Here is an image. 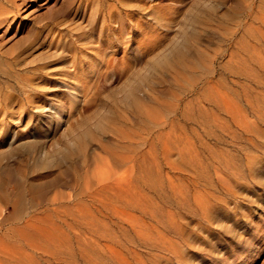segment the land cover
I'll use <instances>...</instances> for the list:
<instances>
[{
  "label": "rangeland",
  "instance_id": "obj_1",
  "mask_svg": "<svg viewBox=\"0 0 264 264\" xmlns=\"http://www.w3.org/2000/svg\"><path fill=\"white\" fill-rule=\"evenodd\" d=\"M126 1L140 6L125 7L133 22L116 30L117 61L100 46L103 62L88 83L70 65L82 46L68 44L73 34L94 41L101 23L78 17L74 0H26L0 35L1 50L20 51L26 71L2 53L0 91L15 94L0 111V264H264V108L262 118L248 110L256 127L234 123L235 136L209 134L207 119L227 101L247 107L246 84L257 101L263 86L247 74L259 67L264 0ZM53 16L73 27L60 40L46 27ZM186 38V63L163 65ZM122 57L126 69L116 64ZM45 67L50 75L31 92L47 105L40 110L21 82ZM61 78L76 89L72 108ZM200 137L222 157L211 159ZM201 149L209 173L199 176Z\"/></svg>",
  "mask_w": 264,
  "mask_h": 264
},
{
  "label": "bare ground",
  "instance_id": "obj_2",
  "mask_svg": "<svg viewBox=\"0 0 264 264\" xmlns=\"http://www.w3.org/2000/svg\"><path fill=\"white\" fill-rule=\"evenodd\" d=\"M20 1H22V2H20ZM25 1L26 0H0V35H2V32L4 30L8 29L9 26H11V25H13L15 23H18V18H17L18 12L21 10V4H23V2H25ZM40 5H43V4H40ZM75 5H77V6H75ZM126 5H130V6L135 5L136 7L140 6V5L136 4V3H132V2L128 3V1H126V0H79V1L78 0H74V3L72 5V7L75 6L74 8H75V11H76L78 17L79 16L82 17L83 15H87V14L90 13V15L92 14V17L96 20L97 23L98 22L101 23L99 35L95 38L94 41H93V34L90 35L89 37H86L84 34H73V36H71V37H73V39L71 38V41L68 44V48L72 49V50H68V51H73L77 47L82 46V47H80L81 50H77L76 49L75 53H73V55H72V60L70 62V65H72L71 67H73L74 72H75V74H74L75 75V79H76V81L78 83H80V82L83 83V81L85 83L90 82L92 80V77H90L91 73L94 74L95 72L98 71V69H100L99 67L101 66V64L103 62L102 60L104 58V56L99 53V50H102L100 48V46L104 47L105 51L106 50L108 51V49H111V51H112L111 53H112L113 56L109 60L107 59V61H109V64L110 63L112 64L113 61L116 60V57L114 56V53H116V51H117V49H116L117 45H112V42H114L115 39L118 38V36H115V34L117 32L116 30L120 29L123 33H126L129 29H131L132 22H133V16L130 15V13L126 12V8H125ZM261 7H262V11H263L262 19L264 21V4ZM69 8H71V7H69ZM69 8H67V9H69ZM100 21H102V22H100ZM46 27L49 28L50 35H52V36L55 35L58 40L62 39L65 34H68L73 29L71 24H68V20L66 18H60L59 16H53V18L49 20V26H46ZM91 32L92 33L94 32V28L93 27H92ZM189 43H190V39L186 38L180 45H178L174 49L172 54L164 56V58L162 59V64L165 65V66H170V65H172L175 62L176 63L178 62V63L185 64L186 63L185 57L187 55L186 51L188 49ZM95 48H96V50L94 52H92ZM2 53L10 55V56H7V58H6L7 65L8 66H14V67L17 68L16 65L19 64L17 59H20L21 56H22V54H19L20 51L16 52L15 50H13V48H11L9 51H2L1 48H0V65L1 66L4 65V62H3L4 58H2L3 57ZM259 53H260L259 67L255 70V72H249L247 74L248 78L252 79L253 77H255L257 82L260 85L263 86L260 94L257 97V101L255 100L256 102H253V100L251 99L252 93H251V90H250V86L246 84L245 96H246V101H247V107H245L244 109H241V108H238L236 105H233L232 103L227 101L226 106L223 107V108H225V112L222 115L218 114L215 111H211V113L209 114L210 117H207V119L209 118L208 119V121H210V126L209 127L211 128L209 134L215 132L216 128H215V130H212L213 127H217V129L220 128L219 129L220 131H221V129H223V131H226V132L227 131H231L230 133L233 132L234 136H235L236 131L232 130L234 123H237V124L240 123L241 126L246 127L247 129L253 128L255 126L254 122L253 123L251 122V121H253V119L251 121H249L250 119L247 118V113H249L248 110H250L251 108L254 111H257V113L262 118V116H261L262 113L261 112H262V108H264V31H263V35L261 37V47L259 48ZM82 54H84V55H82ZM116 64H118V67H120L121 69H126L127 67L130 66V62L125 57H122V59L120 61L116 62ZM19 66H20V68H18V71H20V72L23 71L24 73H26V71L23 68H21L20 64H19ZM45 68L47 70L44 71V72H41V71L39 72L38 69H36L34 71L35 75L37 73L36 78L33 77L34 74L31 75V76H26L25 75L26 78H24V82H21L22 85H24V87L27 90V92H29L27 94V96H25L26 100H28L29 103L33 104V106L35 108L40 109V110H43L47 105H42L41 103H38L34 99L35 96H33L31 92L36 91L37 90V86H39V84H38L39 81L37 79H40L41 77H44V75H50V72L48 71V67H45ZM97 73H95V74H97ZM14 76L17 77L18 79L22 80V78H21L19 73H17V75H14ZM93 78H96V76H93ZM97 79H98V77L96 78V80ZM61 82L64 83L65 86L68 87V90H69V93H70L69 95L72 96L71 105H70L71 106L70 108H72V106H73V104L75 102L74 99H76V93H77L76 89H71L69 87L68 79H66V78H61ZM5 89L7 90V88H5ZM10 89H11V87H10ZM27 92H25V93H27ZM12 94H15V93H12ZM12 94L10 95V93H8V92L4 93V92H2V90L0 91V111H2L4 114H7L9 112L6 109V107L8 105H13V103H14V99H10V98H12L11 97ZM19 99H21V97ZM17 101H18V99H17ZM3 102H5V103H3ZM22 102L23 101L21 100V104H23ZM216 103L219 104V101L216 102ZM222 103L224 104V102H222ZM3 104H5V105H3ZM21 104L19 103V107L21 106ZM23 106H25V104H23ZM50 109H54L55 110L54 112H50V114L53 115L55 118H59L62 115L61 108H57V107H54L52 105L50 107ZM1 129H2V125H1ZM249 131H251V130H249ZM218 133H219V131H218ZM222 135H223V132H222ZM199 139H200L199 144L202 146V148L205 147V148L208 149V151H209L208 154H209L211 159H213V158L216 159V158L222 157V153L218 149H215V148H211L210 149V146H209L210 144L208 142L205 143L201 137ZM199 144H198V146H199ZM251 145H250V147L252 148ZM233 147H236V149L238 148L237 146H233ZM234 151H236V150H234ZM222 152H224V151H222ZM195 157H196V160H195V163H194L195 166L193 168H195L196 173L199 176L204 175V173H206V172L209 173V167H208L209 164L203 162V158H202L203 157V149L197 150V153H196ZM234 159H236V158H234ZM210 162H211V160H210ZM218 164H219V162H218ZM222 164L224 166H226L227 169L230 168V170H234V168H235V166L234 167H230V165L231 166H233V165L229 161V159H227L226 161H223ZM211 166H213V165H211ZM212 168H214V166ZM214 169H212V170H214ZM216 172L218 174V179H220L221 178V175H220L221 170L217 169ZM114 173H113V175H114ZM182 174H184V173H182ZM221 174H224V173H221ZM233 174L234 175H238L239 172L236 171V173H235L233 171ZM103 179H104V177H103ZM218 179H217V181H218ZM228 179H230V178H228ZM120 180H122V179H120ZM198 180L200 181V179H198ZM231 183L233 184V182H231ZM214 187H215V185H214ZM114 189H115V187H114ZM209 189H212V188H209ZM211 196H213V195L211 194ZM169 215H172V213L169 214ZM173 219H174V217H173ZM173 219H172V217L171 218L169 217L170 221L168 220L167 223L170 224L172 222L173 225L176 224V223L173 222ZM175 226H178V225H175ZM105 259L106 258H102L101 264L103 263V261H106ZM128 259L127 258H116V260L118 261L119 264H132L133 261H130ZM116 260H114V261L116 262ZM136 260H137L138 264H146L145 260H143V259L140 260L139 258H136ZM107 261H108V259H107ZM90 262H92V260ZM107 263H109V262H107ZM92 264H93V262H92Z\"/></svg>",
  "mask_w": 264,
  "mask_h": 264
}]
</instances>
